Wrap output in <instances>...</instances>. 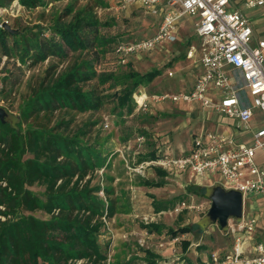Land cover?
I'll return each mask as SVG.
<instances>
[{
  "label": "rangeland",
  "instance_id": "rangeland-1",
  "mask_svg": "<svg viewBox=\"0 0 264 264\" xmlns=\"http://www.w3.org/2000/svg\"><path fill=\"white\" fill-rule=\"evenodd\" d=\"M44 2L45 6L35 9H28L20 2L25 7L21 8L24 16L13 25L19 27L22 25L17 21L22 22L25 33L38 32L39 26L49 29L47 38L58 22H69L77 13H86L99 22V38L109 41L99 54L97 51L100 45L82 56L85 60L94 56L90 61L95 65L97 74L88 84V89H95L103 97L102 108L95 112L60 117L73 121L71 133L89 148L86 152L91 154L95 148L104 159L96 172L94 183H101L102 187L111 189L112 197L117 201L116 214L106 221V228L100 235V243L108 254L107 264H148L152 258L147 251L156 256L155 264H208L209 257L215 252H234L232 232L223 231L219 223L211 225L205 222L212 202L208 192H205L206 196L202 195L203 190H200V194L189 192V186H199L186 182L189 174H184L181 181L171 174V178L165 179L166 185L162 188H147L141 183V179L161 180L156 167L149 165L152 161L141 162L144 157L154 151L158 153L157 156L164 153L174 157L182 156L194 147L196 134L222 131L223 121L228 124L234 121L207 113L198 103H172L166 100L163 103H153L150 110L145 112L138 111L134 104L122 109L117 98L123 89L130 87L131 82H128L127 77L131 72L145 75L154 69L161 70L160 77L137 90L145 91L151 97L159 93L187 92L196 84L201 68L198 61L188 58V50L202 44L195 28L196 17H185L179 22V29L175 32L176 42L163 41L153 51L142 53L139 57H130L124 63L115 49L122 44L137 43L158 35L169 0H162L157 14L149 12L138 3L124 8L121 0ZM245 2L246 0H231V5L249 18L254 28V40H264V7L251 9ZM255 41L251 43L253 47L257 45ZM75 58H78L77 54H70V59L66 62L60 63L58 59H52L37 67L23 65L19 61L15 63L13 60L5 66L2 64L0 106L19 118V125L25 127L20 110L25 99L30 96L32 87L42 78L51 63L59 65L61 71L69 63L73 64ZM103 73H113L117 80L103 83L99 78ZM262 124L263 117L257 112L250 122L252 130L238 133L236 142H252L255 131ZM214 179L209 184L224 183L220 175ZM201 187L203 189L207 186ZM32 190L40 196L44 194L42 187L35 186ZM101 197L105 199L103 191ZM154 200L165 208L156 211ZM184 201L194 208L178 214L176 209ZM34 216L43 220L50 218L44 212L34 213ZM244 216L246 220L258 219L254 236L264 243V196L253 202L247 201ZM146 218L149 224H146ZM150 224H158L161 234L144 228ZM231 224L238 227L237 222L231 221ZM184 227H189L190 233L179 232L176 236L169 233L170 229L177 231ZM185 241L191 243L186 250Z\"/></svg>",
  "mask_w": 264,
  "mask_h": 264
},
{
  "label": "trees",
  "instance_id": "trees-1",
  "mask_svg": "<svg viewBox=\"0 0 264 264\" xmlns=\"http://www.w3.org/2000/svg\"><path fill=\"white\" fill-rule=\"evenodd\" d=\"M13 1L0 0V7ZM19 1L28 9L45 6L44 0ZM82 14L77 13L69 22H58L47 38L49 29L39 26L38 32L25 33L23 23L19 21L22 26L13 27L17 34L0 30V66L13 60L37 67L52 59L66 62L70 54L78 57L61 71L59 65L51 63L32 87L20 110L25 127L19 125L21 122L13 128L0 121V264L108 262L100 235L106 228V221L115 216L117 201L113 199L111 189L94 183L104 159L95 148L91 154L86 152L89 148L71 133L73 121L60 118L95 112L104 104L103 97L95 89H88L97 74L90 61L94 56L86 60L82 56L100 45L99 54L109 41L99 38V22ZM5 58L7 61L4 62ZM161 74L159 69L145 75L131 72L127 77L130 87L117 95L119 106L123 109L130 104L136 105L134 94L137 90ZM99 78L103 83L117 80L113 73H103ZM157 154L154 151L141 162L154 161ZM156 171L161 180L141 179L144 187L166 185V172L157 167ZM35 186L44 188L43 196L32 190ZM188 190L194 194L203 190L205 196L207 192L206 187L194 185ZM102 191L105 199L101 197ZM154 205L156 211L165 208L156 200ZM37 212H44L50 218H37L34 216ZM144 228L158 234L162 232L158 224ZM179 232L188 234L190 229L169 230L174 236ZM190 244L185 241V250ZM146 253L152 258L148 264H155L156 256L149 251Z\"/></svg>",
  "mask_w": 264,
  "mask_h": 264
},
{
  "label": "built area",
  "instance_id": "built-area-1",
  "mask_svg": "<svg viewBox=\"0 0 264 264\" xmlns=\"http://www.w3.org/2000/svg\"><path fill=\"white\" fill-rule=\"evenodd\" d=\"M122 7L138 3L151 13H158L162 0H121ZM248 8L264 7V0H246ZM19 0L0 7V30L12 27L23 18ZM185 17H196L195 28L202 39L200 46L188 50V58L198 61L200 72L196 84L179 94L159 93L150 96L145 91L135 94L138 111H149L153 103H198L207 113L228 118L237 129L250 130L256 113L263 124L255 131L250 143L238 144L231 134L221 132L195 135L194 147L182 156L164 153L149 165L158 167L181 180L189 174V182L204 185L220 175L227 189L243 193L244 203L264 196V169L257 162V154H264V40H254V28L240 10L231 8V0H169L158 35L137 43L122 44L116 53L126 63L130 57L153 51L163 41L176 42L175 32ZM256 46H252V42ZM6 60V58H5ZM257 111V112H256ZM143 140V138H141ZM216 184V183H213ZM211 184V185H213ZM185 201L176 209L178 214L191 210ZM1 219V217H0ZM149 224L148 218L145 219ZM229 222L234 235V252L209 257L208 264H264V243L254 233L258 219Z\"/></svg>",
  "mask_w": 264,
  "mask_h": 264
},
{
  "label": "water",
  "instance_id": "water-1",
  "mask_svg": "<svg viewBox=\"0 0 264 264\" xmlns=\"http://www.w3.org/2000/svg\"><path fill=\"white\" fill-rule=\"evenodd\" d=\"M6 31L17 34L18 31L13 29L9 24H5ZM0 121L3 124H10L13 128L21 122L19 118L14 117L7 109L0 106ZM208 197L212 202L211 209L206 217L205 222L208 224L219 223L223 231L229 228L230 220L242 222L244 217L245 203L244 195L236 189H227L223 184H213L206 187ZM206 192V194H207Z\"/></svg>",
  "mask_w": 264,
  "mask_h": 264
},
{
  "label": "crops",
  "instance_id": "crops-1",
  "mask_svg": "<svg viewBox=\"0 0 264 264\" xmlns=\"http://www.w3.org/2000/svg\"><path fill=\"white\" fill-rule=\"evenodd\" d=\"M231 7L233 8V9H236V10H239L238 8H236V7H234V6H232L231 5ZM233 121V120H232ZM221 126H222V131H219V132H221V133H225V134H231V135H233L234 137H235V139L237 140V134L238 133H243V132H246V130H244L243 128L242 129H237L236 128V123H235V121L232 123V124H228L227 122H225V121H223V123L221 124ZM250 127V130H248V131H251L252 130V127L251 126H249ZM158 157V156H157ZM257 162H258V164H260L261 165V167L264 169V164H262V162H264V154L262 153V152H259L258 154H257ZM158 168V167H157ZM166 172V171H165ZM166 178L165 179H167V178H171V176H170V174L168 173V172H166ZM189 178V177H188ZM183 179V178H182ZM178 181H181V180H178ZM186 182L187 183H190L189 182V180L188 179H186ZM182 183H184V182H182ZM205 186H210L211 184H209V183H205L204 184ZM199 186H203V185H199Z\"/></svg>",
  "mask_w": 264,
  "mask_h": 264
}]
</instances>
